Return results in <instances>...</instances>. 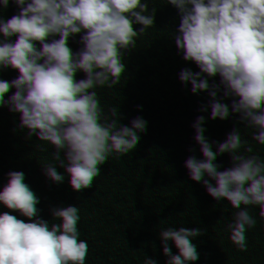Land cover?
Listing matches in <instances>:
<instances>
[{"label":"trees","instance_id":"1","mask_svg":"<svg viewBox=\"0 0 264 264\" xmlns=\"http://www.w3.org/2000/svg\"><path fill=\"white\" fill-rule=\"evenodd\" d=\"M0 264H264V0H0Z\"/></svg>","mask_w":264,"mask_h":264},{"label":"clouds","instance_id":"2","mask_svg":"<svg viewBox=\"0 0 264 264\" xmlns=\"http://www.w3.org/2000/svg\"><path fill=\"white\" fill-rule=\"evenodd\" d=\"M137 29L134 21L128 17L117 19L111 33L113 46L123 48L137 39Z\"/></svg>","mask_w":264,"mask_h":264}]
</instances>
